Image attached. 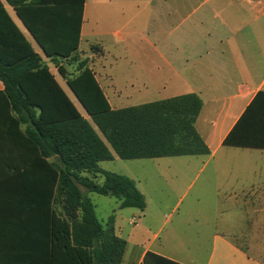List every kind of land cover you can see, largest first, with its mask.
Masks as SVG:
<instances>
[{"label":"crops","instance_id":"0c3cea01","mask_svg":"<svg viewBox=\"0 0 264 264\" xmlns=\"http://www.w3.org/2000/svg\"><path fill=\"white\" fill-rule=\"evenodd\" d=\"M96 8L107 12V18L90 20L88 14ZM7 9L88 119L72 98L66 79L44 57L15 11ZM95 45L101 47L98 53L84 51ZM78 54L89 60L113 110L197 95L203 106L195 128L210 154L181 157H204L200 171L211 167L217 184L242 186L219 197L220 220L207 238L201 263L157 244L165 221L143 244L141 233L127 235L122 264H142L147 252L180 264H264V190H244L245 186H264V149L225 144L232 133L235 138L257 132L264 137V125L255 123L264 122V98L240 124L257 95L264 93V0H86ZM4 89L0 81V93ZM11 116L15 114L8 112L0 97V256L7 264H39L45 246L36 240V226L46 214L47 173L37 162L35 149L23 142ZM116 159L115 155L112 161ZM47 160L57 163L58 157ZM187 166L191 168V163ZM42 182L44 190L40 191ZM144 197L146 214L149 204ZM196 229L193 225L190 232H206ZM115 231L124 239L117 217ZM245 233H252L247 240L252 252L239 242Z\"/></svg>","mask_w":264,"mask_h":264},{"label":"trees","instance_id":"16d2710c","mask_svg":"<svg viewBox=\"0 0 264 264\" xmlns=\"http://www.w3.org/2000/svg\"><path fill=\"white\" fill-rule=\"evenodd\" d=\"M85 3L0 0V81L5 86L0 97L15 114L11 120L23 142L35 149L36 160L47 173L46 214L36 226V240L45 246L39 264H122L127 241L116 234V216L102 223L88 193L117 198L121 209L144 211L147 204L132 179L103 170L101 162L112 161L115 155L128 161L210 154L195 128L203 106L197 95L113 110L88 59L79 62L76 76L67 77L63 63L78 55ZM7 7L66 79L88 119ZM263 98L264 93L257 95L240 124ZM255 123L264 125L260 119ZM234 134L226 145L264 149L259 132L241 138ZM51 157H58V162L49 163ZM99 176L104 178L102 184ZM38 185L43 191V182ZM0 264H7L1 256ZM142 264L180 263L147 252Z\"/></svg>","mask_w":264,"mask_h":264},{"label":"rangeland","instance_id":"374dc122","mask_svg":"<svg viewBox=\"0 0 264 264\" xmlns=\"http://www.w3.org/2000/svg\"><path fill=\"white\" fill-rule=\"evenodd\" d=\"M95 10L89 12L90 20L99 16L107 18V12L101 13L97 8ZM100 49L99 45H95L90 50L85 48L84 51L98 53ZM82 60L84 57L78 54L63 63L67 69L68 78L77 75V66ZM72 98H74L73 94ZM203 160L204 157L131 161L118 158L116 161L102 163L104 170L132 179L138 190L146 196L149 207L146 214L138 209H121L117 198L90 193L89 198L96 207L98 219L106 223L112 215H115L120 221L124 239H127L130 233L138 232L142 235L141 244L152 239L166 221L162 231L159 232L160 241L157 244L161 242L172 252L190 256L197 263H201L206 256L207 238L215 223L220 220L222 208L219 197L226 196L225 192L229 189L242 187L217 184L212 176L211 167L200 171ZM188 162L191 163V168L187 166ZM103 181L102 177L98 178L100 184ZM245 187H248L244 189L245 192L264 190V186ZM176 205L178 210L172 213ZM133 211L136 212V216L131 213ZM158 211L161 212L160 215ZM193 225L197 231L204 229L206 232L200 233L202 236L199 237L200 234L190 232V227L193 228ZM239 238L240 244L246 246L247 251L252 252L250 243L247 242L251 240L252 233H245ZM135 252L139 253V248H135ZM129 254L131 255L130 251Z\"/></svg>","mask_w":264,"mask_h":264}]
</instances>
